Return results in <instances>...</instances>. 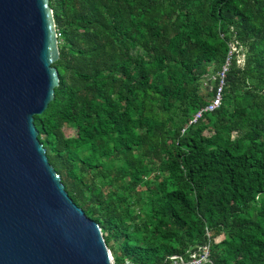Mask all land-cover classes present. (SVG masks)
Listing matches in <instances>:
<instances>
[{
	"label": "trees",
	"instance_id": "obj_1",
	"mask_svg": "<svg viewBox=\"0 0 264 264\" xmlns=\"http://www.w3.org/2000/svg\"><path fill=\"white\" fill-rule=\"evenodd\" d=\"M49 6L59 82L37 138L114 264H167L208 240L206 264H264V0ZM231 43L221 105L189 125Z\"/></svg>",
	"mask_w": 264,
	"mask_h": 264
},
{
	"label": "water",
	"instance_id": "obj_2",
	"mask_svg": "<svg viewBox=\"0 0 264 264\" xmlns=\"http://www.w3.org/2000/svg\"><path fill=\"white\" fill-rule=\"evenodd\" d=\"M58 59L49 0H0V264H114L37 138Z\"/></svg>",
	"mask_w": 264,
	"mask_h": 264
},
{
	"label": "built area",
	"instance_id": "obj_3",
	"mask_svg": "<svg viewBox=\"0 0 264 264\" xmlns=\"http://www.w3.org/2000/svg\"><path fill=\"white\" fill-rule=\"evenodd\" d=\"M237 52H238L237 45L235 43L229 44V51L225 63L221 67V70L217 73L219 79V88L217 89L210 103L193 116L192 120L189 122V125L195 123L201 117L203 112H212L217 108H219V106L221 105L222 102L221 87L224 84V79L229 69L231 60L233 56L237 54ZM236 63L238 66L242 67L244 64V57L242 55H238ZM206 235L209 238L208 233H206ZM209 257H210V240H208V243L206 245L197 247L196 250L188 252L186 256H178V255L170 256L167 264H206L210 262Z\"/></svg>",
	"mask_w": 264,
	"mask_h": 264
},
{
	"label": "rangeland",
	"instance_id": "obj_4",
	"mask_svg": "<svg viewBox=\"0 0 264 264\" xmlns=\"http://www.w3.org/2000/svg\"><path fill=\"white\" fill-rule=\"evenodd\" d=\"M210 70H212V67H210ZM213 75L210 73L208 76H207V78H211ZM210 90V89H209ZM64 132L66 133V134H70V130L68 129V128H65L64 129ZM134 210H137V208L135 207L134 208ZM111 256H112V254H111ZM113 258V257H112Z\"/></svg>",
	"mask_w": 264,
	"mask_h": 264
}]
</instances>
